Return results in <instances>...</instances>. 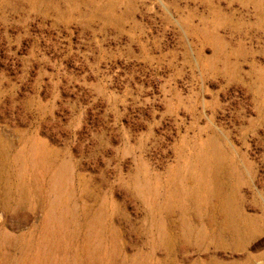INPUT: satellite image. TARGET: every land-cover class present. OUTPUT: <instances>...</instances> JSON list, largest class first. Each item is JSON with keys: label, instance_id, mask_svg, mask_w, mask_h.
<instances>
[{"label": "rangeland", "instance_id": "obj_1", "mask_svg": "<svg viewBox=\"0 0 264 264\" xmlns=\"http://www.w3.org/2000/svg\"><path fill=\"white\" fill-rule=\"evenodd\" d=\"M0 264H264V0H0Z\"/></svg>", "mask_w": 264, "mask_h": 264}]
</instances>
